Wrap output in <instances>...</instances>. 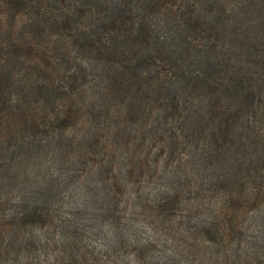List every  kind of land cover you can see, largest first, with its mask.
<instances>
[{
	"label": "trees",
	"instance_id": "trees-1",
	"mask_svg": "<svg viewBox=\"0 0 264 264\" xmlns=\"http://www.w3.org/2000/svg\"><path fill=\"white\" fill-rule=\"evenodd\" d=\"M33 102L54 107L38 117L85 118L82 131L75 139L33 132L41 122L0 123V189L39 153L38 163L46 157L53 167L48 182L58 183V197L84 178V164L100 185L99 213L112 218L117 170L132 175L140 155L138 176L157 184L166 204L194 196L191 210L203 211L194 248L214 247L225 262L242 247L264 257V0H0V105L25 119L20 107ZM81 140L106 142L100 161L114 175L66 150ZM196 195L215 196L219 206ZM55 204L23 203L14 218L31 209L45 216ZM246 207L254 212L244 226ZM231 231L252 236L229 243Z\"/></svg>",
	"mask_w": 264,
	"mask_h": 264
},
{
	"label": "rangeland",
	"instance_id": "rangeland-1",
	"mask_svg": "<svg viewBox=\"0 0 264 264\" xmlns=\"http://www.w3.org/2000/svg\"><path fill=\"white\" fill-rule=\"evenodd\" d=\"M43 106L38 102L23 104L20 111L29 116L24 119L19 118L20 114L14 117L5 116L3 112L5 108L0 105L1 127L10 128L15 118H18L19 121L26 120L28 125L33 121L47 125L33 127V132L47 128L48 134L63 132L64 136L72 134V137L78 138L79 132L82 131V126L78 124L85 118H67L64 121L62 118H48L43 114V117H38L41 109L51 113L54 108ZM74 122L77 125H73ZM102 143L103 145L100 143L92 147L88 140H81L66 150L75 156L81 153L86 161L103 163L100 167L109 178L111 173L112 175L114 173L109 171L108 162L106 164V161H100L108 152L103 149L107 145L106 142ZM114 152L117 159L121 153L116 149ZM40 158L41 154L38 153L34 154L33 159L25 160L16 171L14 170L15 178L13 177L9 184H2L0 189V264H68L73 261L69 258L70 252H74L76 256L74 259L76 262L73 264H264L262 255L246 247H242L231 262L219 259L214 247L201 245L194 248L197 242L192 236L199 233L194 229H201L203 211L191 210L195 207L194 196L181 199L178 206L166 204L163 201V192L156 188L158 185L155 183L148 185L138 176L140 155L134 157L132 175L126 174V178H121L126 169L119 166L117 170L120 180L112 218L111 215L99 213L100 201L96 193L100 185L93 182L95 178L92 180L87 178L90 168L88 163V167L85 168L82 164L78 168L82 169L81 174H84V178L73 180L67 187L65 184L61 186V193L56 197L54 193L59 187L58 183L48 182L53 176V167L47 165L46 157L44 166L38 163ZM71 185L75 188L73 191H69ZM135 188L139 189L138 196L134 195ZM196 197L200 204H206L213 210L219 206L215 196L210 195L203 200L197 195ZM45 199L56 202L52 207L47 206L44 209L45 216L39 209L35 212L31 209L25 219L14 218V214L23 203L30 206L32 201ZM159 206L163 207V211ZM253 212L252 208L243 210L239 223L241 224L242 219V225L246 226ZM67 222L73 224L64 235V223ZM40 232L46 237H40ZM231 233L224 239L229 243L234 242L236 238L246 242L252 236L249 232ZM185 249L192 251L191 255H187ZM195 249L201 251L196 255L193 253ZM207 254L211 261L204 259Z\"/></svg>",
	"mask_w": 264,
	"mask_h": 264
}]
</instances>
